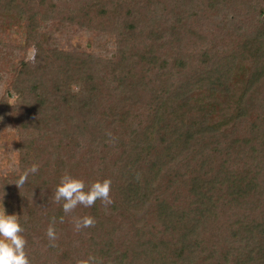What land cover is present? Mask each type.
I'll use <instances>...</instances> for the list:
<instances>
[{
  "label": "trees",
  "instance_id": "1",
  "mask_svg": "<svg viewBox=\"0 0 264 264\" xmlns=\"http://www.w3.org/2000/svg\"><path fill=\"white\" fill-rule=\"evenodd\" d=\"M64 1L71 4V22L90 21L94 13L111 18L121 45L118 59L102 63L85 53L46 50L37 35L39 11L32 5L42 6L43 19H55L61 6L51 0H0L2 28L24 22L23 49L34 50L32 61L21 63L13 80L14 95L26 104L21 121L25 156L33 159L32 150L51 144L50 168L79 178L80 143L68 128L78 126L85 135V116H94L97 107L92 105L100 93L86 85L94 79L108 91V83L115 81L129 106L120 103L119 114L109 109L119 123L89 134L90 148L102 149L99 160L107 172L99 180H111L113 202L107 207L99 200L90 208L78 205L80 217L95 220L82 229L88 235L82 252L37 233L44 230L45 219L52 223L50 216L62 215H41L36 196L22 202L19 216L30 264L207 262L217 252L207 248L206 235L214 230L218 201L227 204L234 218L230 238L240 246L233 248V264H264V153L262 166L254 162V154L264 151V0H238L246 8L244 16L233 10L236 0L206 1L215 16L224 13L226 41H218L219 36L205 40L197 24L206 16L192 0ZM166 13L171 19L164 18ZM55 95L62 106L54 104ZM61 108L67 109L64 119ZM74 112L85 113L81 123ZM144 113L142 126L136 120ZM98 127L99 122L94 129ZM240 129L248 136H235ZM249 160L260 169V178L246 171ZM82 174L86 185L95 181ZM3 191L10 192L6 183ZM44 247L46 254L40 251ZM202 254L208 256L203 262ZM231 255L223 253L217 264Z\"/></svg>",
  "mask_w": 264,
  "mask_h": 264
},
{
  "label": "rangeland",
  "instance_id": "2",
  "mask_svg": "<svg viewBox=\"0 0 264 264\" xmlns=\"http://www.w3.org/2000/svg\"><path fill=\"white\" fill-rule=\"evenodd\" d=\"M51 1L55 3L56 6H61V10L54 15L55 19L52 18L53 16L43 19L42 6L37 5V3L32 5L39 11L40 18L38 23L40 24L37 35L39 36L40 41L44 43L46 50H58L68 53H85L102 63L112 62L118 59L121 45L119 44L115 31L111 30V18L102 19L97 17L96 13H94L91 15L90 21L80 20L81 23L78 24L75 20L71 22L70 19L67 18L70 15V2L69 4H65V1L61 0L63 4L61 5L58 0ZM192 1V6L195 10L208 18H205L207 21H204L205 19L203 21L199 20L197 24L198 30L206 36L205 40H212L214 39V36H219L216 38L218 41L228 40L227 38L229 37L226 35V32H221V26L222 23H224L225 18L224 13L215 16L214 13L207 10L205 7L207 0ZM72 2L84 3L83 0H72ZM87 3H89V0ZM165 6L167 7V4H165ZM234 6L232 7L236 13L242 11L240 13L241 15L244 16L246 14V8L241 5L238 0L235 1ZM181 10L182 8H180L179 12H181ZM163 16L166 19H171L170 15L167 13ZM252 16L253 15H249L250 19ZM221 18L223 21H221ZM197 21L198 20H196L195 24ZM25 36L24 22H20L19 26L12 25L5 29L0 25V205L3 204L7 214H15L19 216L22 202L24 201V204L30 203L32 197L36 196L38 202L37 205L41 206L40 210H42L41 213H43L41 215H53L56 213L62 215V218L60 219L55 218L54 223L51 216L49 219L52 223L46 222L47 219H45L43 221L44 230H38L37 233L42 232L46 241H49L46 231L49 225L52 224L56 229V240L59 241V245L69 243L67 247H70L72 243L73 245H71V249L73 250V253L82 252L86 246V242H88V235L83 232L82 229L77 231L72 219L74 216L80 217L83 213L82 209L77 206L71 213L65 214L62 210L61 204L56 203L53 199L54 191L60 178L65 173H68V171L66 169L57 168L56 166L55 168H50L52 159L49 157L53 156L51 144L48 145L44 142L43 145L46 146V148H44L43 151L34 152L31 148L34 155L33 159L25 156L28 149L26 150V141L23 137L24 134L21 129V121L23 119V109L26 104H23V99L20 101V99L16 98L13 90V80L19 74L21 63L31 62L34 56L33 48L28 47L27 49H23ZM189 50H192V47H189ZM114 82L110 84L108 83V91L107 89L104 91L101 90L97 80L95 81L93 79V82H89L86 85V88L88 90H93L97 87V93H100L94 98L95 103L92 105L97 107L96 110H92L94 116H87V114L85 116L84 123L85 125H88L87 131L84 133L85 135L78 133V130L80 129H77L78 126L73 125L68 128L69 134H73V140L80 143V145L77 146L79 148L78 153L76 154V160L80 164L79 179H82V173H88L92 176V180L97 181L107 172L106 168H101L102 162L99 160L101 156L100 152L102 151L101 147L95 145L93 146L94 148L91 149L90 146L92 145H89L88 142H90V133L97 135L96 132L101 133V131L109 130L114 122L115 124L119 123L117 122L120 121L119 118L110 115L112 113L109 109L112 108L115 113L119 114L122 112V105L120 103L123 102L126 105L125 107L129 106V103L122 100L124 96L116 90V84ZM92 87L94 88L91 89ZM52 93H54V91ZM55 96L56 98L54 99H56L57 102L54 104L58 107L62 106V99H60V96ZM64 98L66 99L65 96ZM66 111L67 109L65 108L59 109V116L63 119L67 117L68 115ZM84 115L85 113L79 114L74 112L72 117L76 118V120L81 123ZM130 116L134 117L133 114ZM145 116V113L141 114L136 122H140L143 126ZM252 116L254 115L252 114ZM250 119L251 118H248V120ZM217 120H220V118H217ZM65 122L66 121H64V123ZM98 122L100 123L101 128L98 127V130H95V124ZM235 136L247 137L248 134L240 129L238 133H235ZM54 141H56L55 137L52 143ZM38 142L39 141L36 143ZM258 151L259 154H254V162L257 161L262 166V155L264 151ZM34 163L39 165V171L36 174H30L25 185L18 189L14 185L15 180L24 170L31 167ZM247 164L249 167L246 171L252 177L260 178V169L256 166L253 167V163L250 162V160L249 162L247 161ZM4 183H6L9 188V193L7 192L5 194V191L1 192V186ZM22 194H24V196H21ZM223 203V201H218L216 203V212H218V214L213 217L215 222L213 224L214 230H209V233L206 235L208 242L206 245L207 248L210 249L211 247H214L217 252L212 258L207 259V262L201 264H217L219 261H222L220 258L223 253H230L232 255L226 262H220L219 264H233V255L235 254L233 248H239L240 246L237 240L234 241L230 238V227L234 218H231L230 215L232 214L227 204L224 203V205H222ZM222 210L225 213L220 214V211ZM33 235L35 238L36 236L34 233ZM25 239L27 240L26 236ZM40 251L42 254H46L47 252L45 247ZM202 257L201 262L205 261V258L208 256L205 257V255L202 254Z\"/></svg>",
  "mask_w": 264,
  "mask_h": 264
},
{
  "label": "clouds",
  "instance_id": "3",
  "mask_svg": "<svg viewBox=\"0 0 264 264\" xmlns=\"http://www.w3.org/2000/svg\"><path fill=\"white\" fill-rule=\"evenodd\" d=\"M108 135L111 136V133H108ZM38 171L39 165L32 164L31 167L19 175L14 185L18 189L22 188L28 181L29 175L36 174ZM110 190V179L97 180L86 185L83 179L65 173L55 188L53 199L56 203L61 204L63 212L68 214L78 205L90 208L98 200L107 207L113 202ZM72 219L77 231L95 224V220L91 216H74ZM54 222L55 218H53ZM24 231L20 216L7 214L3 204L0 205V264H30L25 251L27 240L23 235ZM46 235L50 242H54L57 239L56 229L52 224L49 225ZM93 259L89 257V260ZM82 264H89V262L84 261Z\"/></svg>",
  "mask_w": 264,
  "mask_h": 264
}]
</instances>
